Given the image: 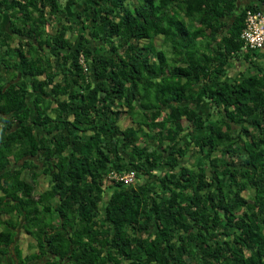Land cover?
I'll return each instance as SVG.
<instances>
[{
	"label": "trees",
	"instance_id": "1",
	"mask_svg": "<svg viewBox=\"0 0 264 264\" xmlns=\"http://www.w3.org/2000/svg\"><path fill=\"white\" fill-rule=\"evenodd\" d=\"M65 1L0 0V257L264 264V0Z\"/></svg>",
	"mask_w": 264,
	"mask_h": 264
},
{
	"label": "built area",
	"instance_id": "2",
	"mask_svg": "<svg viewBox=\"0 0 264 264\" xmlns=\"http://www.w3.org/2000/svg\"><path fill=\"white\" fill-rule=\"evenodd\" d=\"M245 26L241 32L244 50L256 51L264 46V13L261 10L255 12L247 11ZM112 178L125 183H132L135 174L130 171L125 174L111 173Z\"/></svg>",
	"mask_w": 264,
	"mask_h": 264
},
{
	"label": "crops",
	"instance_id": "3",
	"mask_svg": "<svg viewBox=\"0 0 264 264\" xmlns=\"http://www.w3.org/2000/svg\"><path fill=\"white\" fill-rule=\"evenodd\" d=\"M256 0H239L238 2V6H246L248 4H251V3H255ZM79 5H83V4H78V5H72V7L74 9H77V10H80L81 11V7ZM260 6V9L262 10V12H264V6L263 5H259ZM260 52V56H259V60L257 59V63L260 64V65H264V47L261 48L260 50H258ZM247 66H249V63H246L243 59H239V60H234L233 61V66L230 67V71L231 73H233L235 75V73H239L240 71L244 70V72L246 73V69H247ZM19 238V237H18ZM26 240H25V248H27V244H32L33 241L31 239H29L28 237H24ZM23 238V239H24ZM31 240V241H30ZM21 248V247H20ZM34 248H32L33 250ZM26 252V250L24 251ZM23 250H22V253L23 255L26 254L24 253ZM33 252V251H32ZM16 255L15 254H7L5 255L4 257H0V263H3V264H16Z\"/></svg>",
	"mask_w": 264,
	"mask_h": 264
},
{
	"label": "rangeland",
	"instance_id": "4",
	"mask_svg": "<svg viewBox=\"0 0 264 264\" xmlns=\"http://www.w3.org/2000/svg\"><path fill=\"white\" fill-rule=\"evenodd\" d=\"M60 3H61V6L65 8V6H66V5H65V4H66V1H65V0H60ZM159 42H160V39L158 40V43H159ZM242 71L244 72V70H242ZM246 71H247V69H246ZM123 123L126 124V121L123 122ZM24 174H25V173H24ZM24 174H23V177H26ZM26 178H27V177H26ZM27 179H28V178H27ZM28 180H29V179H28ZM40 181H41V180H40ZM40 181L38 182V184L41 183V186H37V187H39V188H43V187L45 186V182L42 183V182H40ZM39 191H40V190H37V189H36V192H39ZM19 235H20V233L18 234V236H19ZM29 239H30V238H29ZM25 240H26V239L24 238V239L21 240V242H19V245H20V247H21V250H23V252L26 250L27 253H28V252L31 253L32 251L34 252L35 249L32 250V249L28 246V244H27V248L24 247V246H25V243H24ZM30 241H31V240H30ZM29 245H30V244H29ZM29 248H30L31 250H30ZM26 252H24V253H26Z\"/></svg>",
	"mask_w": 264,
	"mask_h": 264
},
{
	"label": "clouds",
	"instance_id": "5",
	"mask_svg": "<svg viewBox=\"0 0 264 264\" xmlns=\"http://www.w3.org/2000/svg\"><path fill=\"white\" fill-rule=\"evenodd\" d=\"M263 47H264V46H263ZM263 47H262V48H263ZM259 50H260V49H259Z\"/></svg>",
	"mask_w": 264,
	"mask_h": 264
}]
</instances>
